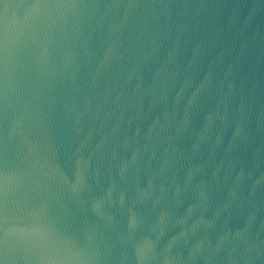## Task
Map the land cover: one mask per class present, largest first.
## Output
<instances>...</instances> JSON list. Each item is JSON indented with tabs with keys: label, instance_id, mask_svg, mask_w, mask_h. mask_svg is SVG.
<instances>
[{
	"label": "water",
	"instance_id": "1",
	"mask_svg": "<svg viewBox=\"0 0 264 264\" xmlns=\"http://www.w3.org/2000/svg\"><path fill=\"white\" fill-rule=\"evenodd\" d=\"M0 264H264V0H0Z\"/></svg>",
	"mask_w": 264,
	"mask_h": 264
}]
</instances>
